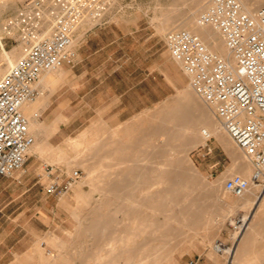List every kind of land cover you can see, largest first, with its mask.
<instances>
[{
	"label": "rangeland",
	"instance_id": "1",
	"mask_svg": "<svg viewBox=\"0 0 264 264\" xmlns=\"http://www.w3.org/2000/svg\"><path fill=\"white\" fill-rule=\"evenodd\" d=\"M11 1L0 10V77L18 60L14 57L8 63L3 53L24 43L22 36L28 31L35 33L28 41L37 38L41 30L54 24V18L66 2ZM97 5L100 7L89 5L81 10L79 24L73 32V47L82 32L102 25L111 16L130 21L126 25L136 31L140 43L147 37L143 44L147 52L134 55L132 64L142 62L148 74L147 101L140 105L132 102V110L116 117V110L111 112V91L100 95L101 84L95 78L78 87L76 82L68 86H54L56 81L51 82L49 90L56 95L45 112L46 98L38 94L34 100L37 106L32 111L38 114L49 148L35 158L27 154L22 168L12 176L3 177L6 187L0 192V207L11 218L21 214L11 224V241L32 242L13 264H27V260L28 264H125L122 259L112 258L111 242L158 245L162 254L157 264H225L226 254L214 252L211 246L217 241L229 246L238 240L232 237L235 229L228 220L244 215V209L232 204L240 197L226 191L224 182L238 174L249 180V187L256 186L258 193L262 178L258 184L251 180L254 167L249 160L248 175L236 171L226 173L231 154L212 137L205 135V140L187 149L196 139L194 128H199L202 115L184 97L183 91L189 85L187 76L183 75L182 88L172 87L162 60L163 57L171 59L164 42L166 33L183 29L184 21L198 16L197 5L194 0H104ZM165 15L171 17L165 18ZM51 33L52 30L48 35ZM158 72L166 73L164 80L156 79ZM48 81L49 78L45 80ZM108 85L111 87L110 82ZM183 124L188 125L187 131L182 130ZM75 139L88 147L84 155L74 154L72 141ZM233 147L243 154L234 144ZM60 149L68 153V158L53 161ZM28 163L32 164L30 172L20 177ZM42 163L50 164L59 179L74 170L79 177L66 191L48 194L44 189L47 179ZM118 179H138L140 189L110 191L106 184L116 183ZM158 179L178 180L179 187L158 200L160 188L151 185ZM183 180L188 181V190L180 187ZM152 204L155 208H151ZM257 210L256 225H264V202ZM96 215L104 220V231L91 237L84 228L92 225ZM119 234L126 236L123 240H113ZM259 246L256 245V250L261 257L264 247Z\"/></svg>",
	"mask_w": 264,
	"mask_h": 264
},
{
	"label": "built area",
	"instance_id": "2",
	"mask_svg": "<svg viewBox=\"0 0 264 264\" xmlns=\"http://www.w3.org/2000/svg\"><path fill=\"white\" fill-rule=\"evenodd\" d=\"M54 18L52 33L29 44L27 52L0 77V176L22 168L33 143L28 119L22 110L34 100V83L41 74L73 60V32L85 6L100 7L104 0H65ZM197 24L219 32L234 66L206 48L198 35L173 29L165 35L171 58L180 63L190 86L212 106L222 128L254 167L251 179L260 182L264 175V5L254 15L238 0H211L198 14ZM35 33L28 31L23 41ZM47 193L66 191L79 177L74 170L63 179L50 164L43 163ZM248 181L232 175L224 189L241 195Z\"/></svg>",
	"mask_w": 264,
	"mask_h": 264
},
{
	"label": "crops",
	"instance_id": "3",
	"mask_svg": "<svg viewBox=\"0 0 264 264\" xmlns=\"http://www.w3.org/2000/svg\"><path fill=\"white\" fill-rule=\"evenodd\" d=\"M120 19V16H111V20L103 22V26H93L82 32L76 46L73 47V60L69 63L62 64L60 66L61 74L59 76L55 74L50 75L48 81L50 83L56 81L54 86H68V83L76 82L78 87L80 83L86 80L91 78L98 79L101 84V89L99 90L100 95H104L111 91V112L116 110V117L124 112L127 113V111L129 112L132 110V102H134L135 105H140L142 102L145 103L148 96V74L145 72V67L141 65L142 62H139L136 66L132 65L134 55H141L147 52L148 49L143 45L147 41V37H144V42L140 43V37L135 36L136 31L126 25L129 24L130 21ZM162 65H164L162 68H165L169 73L168 78L171 81L172 87H176L177 89L182 88L183 77H186V75L181 70L180 63L172 58L163 57ZM165 74V72H158L156 74V79L160 81L164 80ZM58 80L59 84H57ZM109 82L111 83V87L108 85ZM51 90L43 94L47 101V105L43 112H45L55 100L56 94L55 92H50ZM84 93L85 92H83V94ZM133 95L135 96L134 99H132ZM38 96L39 95H37V97ZM210 137L212 136L208 138ZM215 140L218 141L217 139ZM200 141H202V139H200ZM192 143L193 145L187 147L188 149L200 142L194 144V141H192ZM219 143L228 152V149L221 142ZM231 157V164L226 173L237 169L243 170L242 162L237 160L233 155H231ZM31 165V163L25 165L20 173V177H24L30 172ZM42 165L43 163L41 167ZM13 174L14 172L8 176H12ZM8 176H0V192L6 187L2 183V179ZM255 187L252 188V190H247L242 196H239L240 199L238 201L241 203L239 207L244 209V214L247 215L246 220L255 217L258 213L257 208L264 202V186H261L258 193H256L257 189ZM245 209H248V211ZM20 216L21 214H18L16 217L11 218L10 214L5 212V208L0 207V264H13L17 258L25 254L29 245L32 243L11 241L13 230L11 224L13 220L18 221ZM235 220L237 222V220L239 221L240 219L238 217ZM257 231H259V235L257 233L250 236L251 239L249 242H245V240L241 242L239 238L236 242H231V244L227 246L233 248V253L226 257L225 264H264V254L259 257V253L256 250L257 244H260V249L264 247V242H257V239L264 240V225H256V232ZM253 239H255V241ZM48 260L52 262V259ZM29 262L30 261L27 260V264ZM196 264L199 263L197 262Z\"/></svg>",
	"mask_w": 264,
	"mask_h": 264
},
{
	"label": "bare ground",
	"instance_id": "4",
	"mask_svg": "<svg viewBox=\"0 0 264 264\" xmlns=\"http://www.w3.org/2000/svg\"><path fill=\"white\" fill-rule=\"evenodd\" d=\"M183 1H185V0H183ZM238 1L242 5V7L251 15L255 14L256 10L253 12V9L256 5H259V4L264 5V0H238ZM11 2H12L11 0H0V10L7 7ZM210 2H211V0H194V3L197 5V13L202 12L209 5ZM178 3H180V2H178ZM175 10H178V9H175ZM167 17H171V16L165 15V18H167ZM196 20H197V16L193 15L192 17H190L189 19H187L186 21H184L182 23L181 28L198 35L208 50H210L213 53H216L219 57L226 60L229 65L234 66V61L231 58L229 51L225 47V44H224V41H223L221 34L210 26L198 25ZM78 24H79V22H78ZM52 28H53V24H50V26L41 30V32L39 33L37 38H34L31 41H27L24 43L22 42L18 46L13 47V49L9 52L5 51L3 53L4 59L8 63H12L14 57H18V59L21 58L22 56H24L26 54L28 46H29V44H31V42L34 43L37 41V39H41V38L46 37L51 32ZM262 29H263V35H264V26H262ZM56 68H57V71H56ZM58 70H59V68L55 67L50 71H46V72L42 73L40 78L34 83V86L37 88L39 95L44 94V92H46L50 89V87H48V86L51 83L50 82L47 83V82H45V80L47 78H49L50 75H53V74L59 76L60 71H58ZM183 92H184V97L186 98L187 102L190 101L192 103L191 105L193 106L195 112L202 115V120H201V124L199 125V128H197V129L194 128V130H195L194 133H196L198 135V136L196 135V137H195L196 139L193 140L194 144L197 142H201L200 139L204 140L205 135L207 137L212 136L213 138H215L219 142H221L228 149L229 154L235 156L237 160H240L242 162L243 170L237 169L235 171L240 173L243 176L248 175L249 172L251 171V166H250L249 161H248L249 159L247 158V156L244 153L242 154V153L238 152V150H236L235 147H233L234 143L231 140V138L229 137V135L222 128V125H221L219 119L215 116L214 108L212 106H210L209 104H207L205 101H203L201 99V97L195 92V90L190 86V84L186 87V89ZM36 106L37 105L33 100L25 102L22 106V110L28 119L29 132L32 134V136L34 138L33 143L29 146V148L27 150V154L33 158H35L39 155L42 156L43 154H45V152H46L45 150L47 148H49L45 142V139H46L45 136L42 135V133H43V131L41 129L42 124L39 123V121H38V114L32 111ZM181 126H182L181 128L183 131H187L189 129L187 124H183ZM198 132H200L201 134L203 133V136H199L200 133H198ZM72 144H73L72 149H73V152L76 156L79 154L84 155V152L86 151V149H88L86 144L80 139L73 140ZM234 146H235V144H234ZM89 151H91V150H89ZM184 156H187V154H184ZM66 158H68V153H66L63 149H60V150H58V153L54 157L53 161L62 162V161H65ZM235 175H238V174H235ZM251 177H252V175H251ZM261 178H262V186H264V175H262ZM243 179H245V178H243ZM246 180L248 181L247 188L243 191V193L241 195H235V196H237V197L242 196L245 192H247V190H252L253 187L252 186L249 187V180L248 179H246ZM177 182L179 183V181L175 180V179H169V180L158 179V180H154V182L151 185H153V186L155 185L156 188H158V189L160 188V190H158V192L160 193V197L158 198V200H162V199L167 197L169 192H171L175 188L179 187V186H177ZM254 183L258 184L259 182L258 183L254 182ZM106 185L109 187L108 189L110 191L112 190L113 192H116V193L118 191H122V190L140 189V184H139L138 179L129 180V181H125L124 179H118V180H116V183L106 184ZM208 185L211 186V185H213V183L208 182ZM180 187L184 190H188L189 189L188 188V181L183 180L181 182ZM158 200H156V202ZM234 203L237 204V207H239L241 205V203H239V201H236V202L233 201L232 204L234 205ZM232 204L230 203L229 205H232ZM151 208H155V204H152ZM116 211H119V210L117 209ZM246 218H247L246 214H244V215L241 214L239 216L240 220L239 221L237 220V222H236V220L233 221L231 218L228 220L229 221L228 224L233 229H235V234H233L232 237L237 238V239L240 238L241 242H243L244 240H245V242H249L251 239L250 236L258 233V232H256V223H257L256 217H252V219H250V220H248V219L246 220ZM165 220H167V218H165ZM140 222H142V221H140ZM103 225H105V224H104V220L102 219V217L96 215V217L92 218V225L86 226L84 228V232L91 235V237L92 236L96 237L98 234H100L101 232L104 231ZM238 233H240L239 237L236 236ZM104 234H106V233H104ZM133 235L134 236L137 235V232L136 233L134 232ZM125 236L126 235H124V234H119L116 237H113V240H114V238H116L117 240H123ZM99 238H101V240H102V237H99ZM106 238L107 237H105V239ZM211 250H213L214 252H222V253L226 254V257H228L229 255H231L233 253V248L225 246L224 243L221 241L214 242L211 246ZM111 253L113 255L112 256L113 259H115V258L122 259V260H124L125 264H130V263L131 264H157L161 258L162 251L160 250V248H158V245L153 246V245H149L148 243H144V245H141L139 243L130 245L129 242H111ZM235 254H237V253H235ZM133 258H134V260H133Z\"/></svg>",
	"mask_w": 264,
	"mask_h": 264
}]
</instances>
